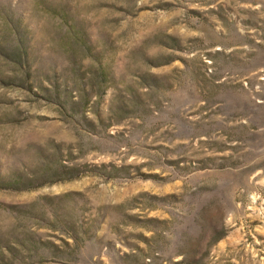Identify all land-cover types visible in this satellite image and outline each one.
Segmentation results:
<instances>
[{
	"label": "rangeland",
	"instance_id": "obj_1",
	"mask_svg": "<svg viewBox=\"0 0 264 264\" xmlns=\"http://www.w3.org/2000/svg\"><path fill=\"white\" fill-rule=\"evenodd\" d=\"M0 264H264V0H0Z\"/></svg>",
	"mask_w": 264,
	"mask_h": 264
}]
</instances>
